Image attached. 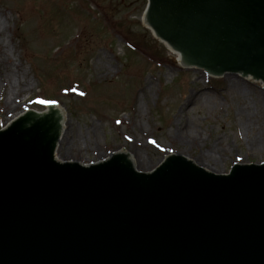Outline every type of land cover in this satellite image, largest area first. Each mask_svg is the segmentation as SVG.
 Returning a JSON list of instances; mask_svg holds the SVG:
<instances>
[{
    "label": "water",
    "instance_id": "95a60500",
    "mask_svg": "<svg viewBox=\"0 0 264 264\" xmlns=\"http://www.w3.org/2000/svg\"><path fill=\"white\" fill-rule=\"evenodd\" d=\"M147 1L142 23L179 65L264 83V0ZM58 118L49 106L0 131V264H264V163L61 162Z\"/></svg>",
    "mask_w": 264,
    "mask_h": 264
},
{
    "label": "rangeland",
    "instance_id": "374dc122",
    "mask_svg": "<svg viewBox=\"0 0 264 264\" xmlns=\"http://www.w3.org/2000/svg\"><path fill=\"white\" fill-rule=\"evenodd\" d=\"M146 1L0 0L14 62V80L0 81V130L54 102L66 115L61 161L103 163L127 152L145 160L133 164L137 171L150 173L183 156L212 174L264 163V84L179 65L142 23ZM178 121L184 126L174 134ZM202 152L215 161L200 160Z\"/></svg>",
    "mask_w": 264,
    "mask_h": 264
},
{
    "label": "bare ground",
    "instance_id": "6f19581e",
    "mask_svg": "<svg viewBox=\"0 0 264 264\" xmlns=\"http://www.w3.org/2000/svg\"><path fill=\"white\" fill-rule=\"evenodd\" d=\"M4 14V13H3ZM3 17H4V19H6V21H7V23L9 22V19H8V17L7 16H4V15H2ZM143 19V18H142ZM5 34H4V32H3V20H2V18H1V16H0V67H3L4 69H5V72L4 73H2L1 74V77H0V81L2 82V83H4V85H5V87L7 86V82L9 81V78L10 79H12V80H14V75H13V73H11V74H8V72L13 68V66H14V62L12 61V59H11V57H9V55L7 54V45L6 44H4V40H5ZM170 49V48H169ZM170 51H172L173 52V50L172 49H170ZM177 55V59H178V63H179V54H176ZM15 77H17L18 78V75L17 76H15ZM26 82V81H25ZM21 84H24L23 82H21L20 80H19V88H18V92H21V90H22V88H21ZM25 85H27V84H25ZM13 88H14V85H13V87H12V90H13ZM232 88H234L235 90H238V92L241 94L242 92L243 93H245L246 94V92H244L238 85H235L234 87H232ZM6 93H7V95H6V98H7V96H8V98L9 97H12V93H11V91H5ZM143 97H145V93L143 94ZM16 100H17V98H16V96H14V98H10L9 100L8 99H6V102L7 103H10V104H12V103H14V102H16ZM14 101V102H13ZM6 105V104H5ZM7 106V105H6ZM49 106H55V114H57V115H59V118H58V126L60 127V136H59V139H58V141H57V145H59L60 147H61V144H62V142H63V138H62V130H63V125H64V120H65V118H66V115H65V112H64V110H63V108H61V106H59L58 104H56V103H53V104H50V105H48V107ZM21 115V114H20ZM18 117V116H17ZM184 125L181 123V122H177L176 124H175V128L173 129V133L174 134H177L176 132H178V130H180V129H182V127H183ZM175 137V136H174ZM190 137V136H189ZM178 138H179V140L182 142V143H184V144H188V142H190V141H188V138H185L184 140H183V138H181L179 135H178ZM198 139H199V137L198 136H195V137H192V138H190V140L192 141V142H197L198 141ZM258 139V135L257 136H255V138H254V140H252V142H254V141H256ZM57 145H56V147H57ZM56 151H57V148H56ZM122 154H129V153H127V152H121ZM203 154H201V155H199V159L200 160H203V161H208V164H210V162L209 161H211L212 163L215 161L214 160V158H212V155L210 154L209 155V153L208 152H202ZM130 156V159L133 161V164L134 163H136V165L139 167L140 165H143L144 163H145V160L143 159V158H141L140 156H134V157H132L131 156V154H129ZM132 158H134V160L132 159ZM135 161V162H134ZM135 165V164H134Z\"/></svg>",
    "mask_w": 264,
    "mask_h": 264
}]
</instances>
